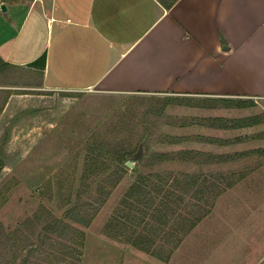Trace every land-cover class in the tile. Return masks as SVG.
Wrapping results in <instances>:
<instances>
[{
  "label": "crops",
  "instance_id": "1",
  "mask_svg": "<svg viewBox=\"0 0 264 264\" xmlns=\"http://www.w3.org/2000/svg\"><path fill=\"white\" fill-rule=\"evenodd\" d=\"M2 4L0 59L37 71L42 91L174 97L180 116L169 127L181 134H166L173 148L161 152L191 153L177 161L188 169H233L223 174L232 184L224 195L260 186L237 223L246 235L227 245L233 253L223 262L264 260V0ZM224 100L251 105L216 106Z\"/></svg>",
  "mask_w": 264,
  "mask_h": 264
},
{
  "label": "rangeland",
  "instance_id": "2",
  "mask_svg": "<svg viewBox=\"0 0 264 264\" xmlns=\"http://www.w3.org/2000/svg\"><path fill=\"white\" fill-rule=\"evenodd\" d=\"M27 1L0 0V4ZM39 83L40 74L31 69L0 72V106L6 100L0 112V264H224L232 256L227 245L245 237L237 223L245 222L252 203L247 201L250 192L260 186L241 184L224 195L225 189L212 207L211 202H194L192 191H176L174 195L185 201L167 214V226L147 225L151 234L157 232L152 244L157 258L104 233L115 213L117 218L131 217L130 232L142 233L144 222L150 223L148 212L161 208L163 196L152 193L146 199L150 210L144 215L128 209L115 212L129 185L143 171L137 166L145 165L146 160L131 162L128 168L134 172H128L117 185L111 163L98 164L97 176L82 178L91 139L99 140L96 143L105 140L117 151L172 149L166 146V134H181L169 127L170 117L180 116L179 107L171 101L174 97L45 92L38 88ZM137 155L141 153L134 157L139 159ZM161 169L200 170L177 163ZM232 170L218 171L227 174ZM223 182L219 190L226 187ZM192 224L194 228L176 244L182 238L181 230ZM168 229L178 232L168 238ZM169 252V259L164 260Z\"/></svg>",
  "mask_w": 264,
  "mask_h": 264
},
{
  "label": "trees",
  "instance_id": "3",
  "mask_svg": "<svg viewBox=\"0 0 264 264\" xmlns=\"http://www.w3.org/2000/svg\"><path fill=\"white\" fill-rule=\"evenodd\" d=\"M165 9H170L177 0H157ZM15 66L4 63L0 59V72L8 69H14ZM6 100L2 102L0 106V112L3 110ZM216 106H222L225 108H244L249 107L251 103L249 101H233V100H224L221 102H215ZM250 122H254L255 117L248 119ZM258 120V119H257ZM238 123V122H236ZM241 121L239 122L240 125ZM99 141V140H97ZM93 142V139L89 141L86 146V156L84 159V166L82 170L83 180L89 179L91 175L97 176L98 164L108 166L107 164L115 165V183L117 185L123 177L128 172H134V169H129L126 165L127 162L136 161L142 163L143 160H146V164L143 166H137L141 168L142 172L136 175L135 180L129 185L125 195L123 196L122 201L119 203L115 209V212H124L127 209L130 212H137L143 214L150 210L151 204L146 202V199L150 197L152 193L161 194L163 197L160 199L161 208L153 210L150 213L148 212V219L150 223L144 222L143 231L137 234L134 233L135 230L131 231L130 224L132 223L131 217H119L117 218V213H115L112 218L106 223L104 227V233L110 238L117 240L121 243H126L133 247L136 250L151 253L152 244L154 243V235H157V232L154 231L152 234L147 229V225H155L158 227L167 226V214H172L177 211V205H180L185 201L181 196L174 195L176 191H187L191 192L192 200L196 203L204 202L207 205V202H211V207L214 204L216 198L225 191V189L232 186V184L227 183L226 178L218 170H199L198 172L182 171L174 172L175 169H161L162 166L169 163H177V161L183 158L185 155L192 156L191 153L186 152H146L142 150L136 151H117L110 149V145L105 143V140L96 143ZM141 153V156L137 155L138 158H134L136 154ZM138 159V160H135ZM97 163V166L94 167V164ZM132 170V171H131ZM163 170H172V171H163ZM179 170V169H176ZM185 171V170H184ZM169 182V185L167 182ZM224 181V182H223ZM221 182L225 183V186L222 190H219ZM174 191V192H172ZM164 192V194H163ZM207 195V196H206ZM213 197V198H209ZM213 199V200H211ZM104 202V198H101V204ZM210 208L207 209V213L210 212ZM129 216V215H128ZM205 217V216H203ZM202 217V218H203ZM134 218V217H132ZM157 218V219H155ZM202 218H199L201 220ZM198 220V221H199ZM89 221L86 225H88ZM192 224L185 231L181 230L180 236L182 238L175 241L179 243L182 239L188 234V232L194 228ZM177 230L168 229L165 233L166 237H173ZM168 235V236H167ZM153 240V241H152ZM156 257L157 255L154 254ZM170 257V252L166 256L168 260ZM158 258V257H157Z\"/></svg>",
  "mask_w": 264,
  "mask_h": 264
},
{
  "label": "water",
  "instance_id": "4",
  "mask_svg": "<svg viewBox=\"0 0 264 264\" xmlns=\"http://www.w3.org/2000/svg\"><path fill=\"white\" fill-rule=\"evenodd\" d=\"M0 10L1 12H6V6L5 5H0ZM127 167H130L131 166V162H127L126 163Z\"/></svg>",
  "mask_w": 264,
  "mask_h": 264
}]
</instances>
